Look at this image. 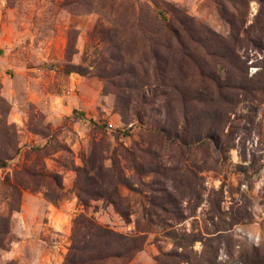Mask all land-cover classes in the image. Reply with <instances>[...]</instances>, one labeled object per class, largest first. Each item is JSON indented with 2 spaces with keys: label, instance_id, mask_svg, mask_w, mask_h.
Returning a JSON list of instances; mask_svg holds the SVG:
<instances>
[{
  "label": "rangeland",
  "instance_id": "374dc122",
  "mask_svg": "<svg viewBox=\"0 0 264 264\" xmlns=\"http://www.w3.org/2000/svg\"><path fill=\"white\" fill-rule=\"evenodd\" d=\"M260 8L0 0V264H64L83 212L144 237L95 264H264V44L245 39L264 37ZM220 38L248 91L211 79Z\"/></svg>",
  "mask_w": 264,
  "mask_h": 264
},
{
  "label": "trees",
  "instance_id": "16d2710c",
  "mask_svg": "<svg viewBox=\"0 0 264 264\" xmlns=\"http://www.w3.org/2000/svg\"><path fill=\"white\" fill-rule=\"evenodd\" d=\"M261 2V8L259 10V14L256 17V21L252 27H254V31L264 32V24L261 22V15L264 16V0H259ZM224 18L230 23L232 29L234 31L239 32L241 25L245 22L242 14H240V18L238 20H232L227 17L225 14L226 11H223ZM244 25V24H243ZM165 28L167 29V35L169 31H172V26L165 24ZM251 28V27H250ZM249 32V29L245 30ZM251 31V29H250ZM169 36V35H168ZM220 41H216V43L212 42L213 48L216 44V49L213 51L214 55H217L220 59L219 65L228 67V64L231 63V55L230 51L234 47L228 42L227 39L220 38ZM234 44L237 42L243 41L242 37H232ZM252 42L254 45H262L264 44V37H245ZM220 50L219 52L217 50ZM240 58V57H239ZM237 68L242 73V76L245 80L240 79L239 82H233L229 79L226 74V77H217L214 78L211 76V79L219 88H227L229 86H233L234 88H241L245 91H248L251 87L249 84L251 79H248L246 75H244V68L242 69V64L237 65ZM71 71L70 69H67ZM227 81L226 84L223 81ZM249 80V81H248ZM262 81V80H259ZM231 82L233 85H231ZM262 86H264V82H262ZM8 165V159L0 157V168ZM40 174V173H38ZM36 175V173H34ZM124 180V179H123ZM118 178V181L121 184L126 186V181H123ZM18 189V188H16ZM115 192L118 191V186L115 185ZM120 193V192H119ZM81 194V193H80ZM81 196V195H79ZM100 198L109 199L111 197L110 192H105L103 194H99ZM118 196L115 200H109L113 204L118 205L119 203ZM81 198V197H80ZM82 202L87 206L89 205L88 199H82ZM152 203V201H151ZM153 204V203H152ZM122 216L129 220V215L124 211L121 212ZM143 235H127L121 232H118L114 229H111L107 225H103L95 220L93 217L87 215L85 212L80 213L74 220V231H73V244L70 248L69 254L64 262V264H95L97 261L109 258V257H117L123 259H130L133 254L138 252L143 247Z\"/></svg>",
  "mask_w": 264,
  "mask_h": 264
}]
</instances>
